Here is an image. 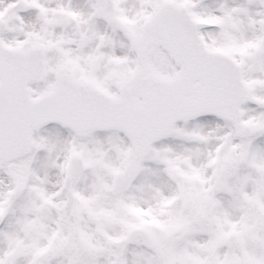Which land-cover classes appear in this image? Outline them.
<instances>
[{
	"label": "snow or ice",
	"instance_id": "6c2138e0",
	"mask_svg": "<svg viewBox=\"0 0 264 264\" xmlns=\"http://www.w3.org/2000/svg\"><path fill=\"white\" fill-rule=\"evenodd\" d=\"M0 264H264V0H0Z\"/></svg>",
	"mask_w": 264,
	"mask_h": 264
}]
</instances>
